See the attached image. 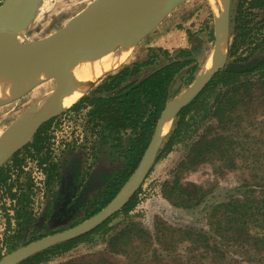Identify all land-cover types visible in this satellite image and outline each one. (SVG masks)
Wrapping results in <instances>:
<instances>
[{
	"label": "trees",
	"instance_id": "1",
	"mask_svg": "<svg viewBox=\"0 0 264 264\" xmlns=\"http://www.w3.org/2000/svg\"><path fill=\"white\" fill-rule=\"evenodd\" d=\"M244 8L243 1L230 8L229 33L232 40L225 67L212 76L198 98L180 110L173 122L172 132L157 156L158 160L164 151L170 149L186 125L190 113L203 108L210 120L206 126L207 133L191 146L185 160L179 165V172L183 167L194 168L207 163L212 157L220 163L221 169H233L235 165L228 158L235 152L234 128L240 130L246 122L238 118L241 114L235 115L233 111H238L241 105L253 111H264V82H242V79L255 76L264 69V19L260 20L261 14H264V9L260 10L264 8V0L250 1L248 9L253 10L252 13H247ZM188 38L191 43L188 49L169 52L145 47L139 50L127 66L100 78L83 99L73 106L70 112L76 115L89 107L84 120L89 147L68 146L53 159L49 150L52 118L39 128L30 143L11 158L15 165L20 164L22 161L18 160V156L28 153L37 161L45 178L43 206L36 217L31 210V181L12 196L16 222L13 250L78 226L102 211L122 190L148 150L166 106L182 90L191 86L201 73L204 40L190 33ZM215 90L214 100L206 107L208 98ZM212 128L219 129L215 136H209ZM86 164L88 167L84 169ZM6 167L7 164L0 169L1 183L7 179ZM84 170L92 173L89 175L86 172L79 177ZM74 171H77L75 176ZM74 186L78 190L81 188V194L76 203L70 205ZM165 187L167 200L176 207L189 208L190 203L197 206L199 203L196 204L195 200L201 202L204 197L202 192L195 189L181 188L177 180L165 184ZM248 190L241 194L246 198L245 201L231 198L227 203L214 206L207 230L169 231L157 219L154 226L155 241L163 246L164 251H170L168 246L187 241L191 244V252L195 251L205 264H264V196L259 201L251 197ZM137 203L136 194L120 213L127 215ZM60 208H63L61 212ZM48 219L52 221L47 225ZM57 220L61 221L58 226L55 225ZM110 220L84 236L35 254L20 264H41L53 252L100 231ZM42 222L44 227L38 228V223ZM138 229L132 231L127 227L111 238L110 251L130 254L134 246L130 253L126 246L139 233ZM140 232L148 238L147 243L153 244L149 232L141 229ZM122 243L124 246H120ZM106 260L103 259L104 262Z\"/></svg>",
	"mask_w": 264,
	"mask_h": 264
},
{
	"label": "rangeland",
	"instance_id": "2",
	"mask_svg": "<svg viewBox=\"0 0 264 264\" xmlns=\"http://www.w3.org/2000/svg\"><path fill=\"white\" fill-rule=\"evenodd\" d=\"M3 1L0 0V6ZM93 1L45 0L38 16L39 19H36L28 31L22 33L24 39L21 43L43 39L59 31ZM239 1L241 0H233V7ZM212 17L214 18V12L209 0H191L183 3L135 46L130 56L134 51L145 47H157L156 44H162L164 38H167L169 33L176 29L179 31L177 34L184 39L187 38V32L193 34L203 32V34L197 35L209 42ZM178 35L175 36L176 39H179ZM213 48L212 46L206 62L209 60ZM60 81H62L61 77L56 76L43 82L23 97L0 107V134L27 108L45 96L48 97L49 93L60 84ZM244 81H247V84L250 82L263 83L264 69L255 76L242 79V82ZM215 92L217 90L213 91V94L208 98L206 107L214 100ZM239 108L233 113L241 114L238 118L241 117L246 122L242 124V129L234 128L235 152L228 158L231 164L235 165L233 169H221L220 163L214 161L215 159L212 157V160L207 163L194 168L183 167L180 172L178 171L180 163L185 160L191 146L207 133L206 126L210 121L207 113H204L203 108L194 110L188 116L186 125L179 137L173 141L170 149L164 151L161 157L152 164L150 172L141 187L138 188L140 193L136 208L128 215L115 214L106 227L69 247L53 252V255L41 264H105L107 262L110 264H205L195 251L191 252V244L187 241L183 244L177 243L173 247L166 244L170 251H164L163 246L155 241V221L161 220L169 228V231L171 229H192L193 232L198 229L207 230V223L210 222L212 214L211 209L214 206L227 203L231 198H240L245 201L246 198L241 194L246 192V189H249L250 193L252 192L249 193L251 197L259 201L263 200L264 111L263 109L253 111L243 105ZM254 116L255 118H252ZM79 127L78 117L62 116L52 122L50 132L53 138L51 143L54 151L52 152L55 155L65 142L72 138H78L76 135H80ZM74 132L75 137L73 136ZM171 132L172 126L164 142ZM218 132L219 129L212 128L209 136H215ZM18 160H21L22 163L15 165L11 159L6 163L7 179L5 183L0 182V261L16 251L11 249L15 230L12 196L26 186L29 178L33 183L32 212L36 214L43 206V176L37 166V161L32 159L28 153L20 154ZM175 180L185 190L195 189V191L202 192L204 195L202 201L195 200V203H199V205L193 206V203H190L189 208H182L174 206L167 200L165 184L174 183ZM127 227L132 231L139 228L137 230L139 233L126 246L129 253L133 246L134 250L130 254L110 251L111 238L123 232ZM140 229L149 232L152 236L150 241L153 244L147 243L148 238L142 236ZM164 240L165 238H163ZM120 246H124V243ZM103 259L107 260L104 262Z\"/></svg>",
	"mask_w": 264,
	"mask_h": 264
},
{
	"label": "water",
	"instance_id": "3",
	"mask_svg": "<svg viewBox=\"0 0 264 264\" xmlns=\"http://www.w3.org/2000/svg\"><path fill=\"white\" fill-rule=\"evenodd\" d=\"M189 1L191 0H94L80 14L52 35L36 41L15 44L13 41L18 38L20 33L29 29L36 21L45 0H4L0 6V59L17 57L36 59L46 54L49 58H54L59 62L60 70L50 76L48 75V68H46L44 75L48 76L44 81H38L34 84H22V87L11 97L0 99V107L23 97L43 82L56 76L61 77L62 81L54 91L49 93L48 97L45 96L42 100L31 105L1 132L0 169L32 140L43 124L76 105L100 80L82 91L79 81L73 74L74 69L83 63L90 44L95 43L101 37L108 36L107 39H110V35L114 34L112 28L117 24L138 23L147 19H157L155 30L175 9ZM221 1L220 14H216L214 11V48L211 56L197 80L164 109L139 167L122 188L123 190L131 182L132 189L124 196L121 204L115 209L110 208L122 190L108 206L95 216L68 231L45 237L17 249L1 260L0 264H20L35 254L75 240L93 231L121 211L138 188L141 187L145 177L150 172L152 164L156 161L159 150L167 136L162 137L163 121L166 122L171 117L172 126L180 110L194 101L212 76L226 65L227 52L232 40L229 33L231 0ZM147 36H143L135 42L134 47ZM113 42L110 40L107 44ZM223 44H225L224 54L222 51ZM208 65L209 69H205ZM15 83L17 81L13 82L11 87ZM179 96L185 98L181 103L174 105ZM71 99L72 102L66 104V101Z\"/></svg>",
	"mask_w": 264,
	"mask_h": 264
},
{
	"label": "bare ground",
	"instance_id": "4",
	"mask_svg": "<svg viewBox=\"0 0 264 264\" xmlns=\"http://www.w3.org/2000/svg\"><path fill=\"white\" fill-rule=\"evenodd\" d=\"M216 14H220L222 1L209 0ZM228 1V0H227ZM39 19V18H38ZM157 19H147L138 23L128 22L125 24H117L112 30L114 34L107 37L99 38L95 43L90 44L85 54L82 64L77 66L73 74L79 81L81 90L84 91L97 82L104 75L120 68L130 56L134 48L135 42L141 37L147 36L157 25ZM28 31V29L26 30ZM23 31L22 33L26 32ZM20 33V35L22 34ZM18 36L13 43L23 42L24 35ZM113 43H108L109 41ZM223 54L225 53V44L222 46ZM49 58L46 54L36 59L27 58H8L0 59V99H7L22 87V84H34L38 81H44L48 75L56 74L59 70V62ZM48 68V75L45 76V69ZM209 69V65L206 67ZM208 72V71H207ZM17 81L13 87L11 84ZM185 97L179 96L174 105L181 103ZM71 100H67L66 104H70ZM171 117L165 122L162 137L166 136L171 127ZM132 189L131 182L122 190L121 194L111 204L110 208L115 209L121 204L124 196Z\"/></svg>",
	"mask_w": 264,
	"mask_h": 264
},
{
	"label": "flooded vegetation",
	"instance_id": "5",
	"mask_svg": "<svg viewBox=\"0 0 264 264\" xmlns=\"http://www.w3.org/2000/svg\"><path fill=\"white\" fill-rule=\"evenodd\" d=\"M244 2V9H245V11L247 12V13H252L253 12V10H249L248 9V5H249V3H250V1H252V0H241V1H239V2ZM233 0H231V3H230V8H231V6L233 7ZM262 9H264V8H261L260 10L261 11H263ZM258 10V9H257ZM257 12V14L258 15H260V13H259V11H256ZM229 13H231V9H230V12ZM264 19V14H261V16H260V20H263ZM210 23H211V26H210V40H208L209 42H207L206 40H204V46H203V48H204V60H203V62L201 63L202 64V66H201V69H200V72H201V70H202V68L205 66V64H206V60H207V58H208V54L210 53V51H211V47L213 46L214 47V43L212 42V39L214 38V36H213V30H214V18L212 17L211 18V21H210ZM177 30V29H176ZM193 34V33H191V32H187V38H185V41H186V45L184 46V47H171V48H166V47H161V46H157V47H155V46H148V47H146V48H154V49H157V48H161V49H163V50H167V51H174V50H176V49H180V48H184V49H188V48H190V46H191V43H190V40H189V38H188V34ZM195 34H203V32H198V33H195ZM146 38V37H145ZM137 52H139V50H137V51H134L132 54H131V56L129 57V59L127 60V62L126 63H124L118 70H120L121 68H123L124 66H127L129 63H130V61L132 60V58L135 56V54L137 53ZM118 70H116V71H114V72H111V73H115V72H117ZM199 72V73H200ZM111 73H108V74H111ZM107 75V74H106ZM105 76V75H104ZM185 90V89H184ZM184 90H182L181 91V93L184 91ZM198 98V97H197ZM82 100V99H81ZM80 100V101H81ZM79 101V102H80ZM78 102V103H79ZM193 102V101H192ZM77 103V104H78ZM76 104V105H77ZM73 108V107H72ZM72 108H70L69 110H67L66 112H64L63 114H61V115H59V116H57V117H55V118H53L52 120H53V122L55 121V120H57L59 117H62V116H67V117H75V118H77L78 117V119H79V125H80V132H79V136L78 135H76L78 138H72V139H70V140H68L67 142H65V144H63L62 145V147L59 149V150H57V152H56V155L52 152V151H54L53 149H52V143H51V140L53 139L52 137H51V132H49V135H50V137H51V139H50V144H49V150H50V152H51V157L53 158V159H56L58 156H60V154L63 152V151H65L66 150V148H68V146L69 147H78V146H84V147H89V142H86V140H87V136H88V134L86 133V128H85V125H84V120H85V114H86V112L89 110V107H87V108H85L84 110H82V111H80V113H78L77 115L76 114H74V113H72V112H70V110L72 109ZM70 115H72V116H70ZM50 131H51V127H50ZM75 135V132H74V134H73V136ZM75 137V136H74ZM88 141H89V139H88ZM90 146H91V144H90ZM161 149V148H160ZM160 151V150H159ZM53 153V154H52ZM159 154V153H158ZM156 160H157V158H156ZM37 163V162H36ZM90 162H88V164H89ZM5 166V165H4ZM37 166H38V164H37ZM39 167V166H38ZM88 167V165L86 164L85 166H84V169H86ZM40 168V167H39ZM40 170H41V168H40ZM87 172V174H91L92 172H89L88 170H84V171H82L80 174H79V177L81 176V174H84V173H86ZM89 174V175H90ZM41 175L43 176V179H42V189L44 188V175H43V172H42V170H41ZM75 175H77V171H74V173H73V176H75ZM29 181H31L30 180V178H29ZM31 183H32V181H31ZM32 185H33V183H32ZM80 187H79V190L77 189V187H73V191H72V200L70 201V205H71V203L72 202H75L76 203V200L79 198V196H80V194H81V192H80ZM141 189V188H140ZM139 193H140V190L138 189L136 192H135V194L134 195H136L137 194V199H138V196H139ZM133 195V196H134ZM139 201V200H138ZM138 204V203H137ZM65 206V204L64 205H62V207H64ZM136 208V207H135ZM134 208V209H135ZM133 209V210H134ZM63 210V208H60L59 209V212H61ZM132 210V211H133ZM121 212V211H120ZM120 212H118L116 215H118V214H123V213H120ZM131 212V211H130ZM130 212L128 213V214H130ZM33 213V212H32ZM34 215H35V217L38 215V212L35 214V213H33ZM127 214V215H128ZM63 215V214H62ZM64 216V215H63ZM111 219V218H110ZM52 220L51 219H48L47 221H46V223L45 224H47L48 225V223H50ZM14 222H15V220H14ZM61 224V221H59V220H57L56 221V223H55V225L56 226H58V225H60ZM42 225H44V222H42V223H38V228H41V226ZM46 225V226H47ZM44 226H42V228H43ZM15 232H16V222H15V230H14V232H13V236H12V242H11V249H12V246H13V237L15 236ZM48 237V236H47ZM40 239H43V238H40ZM40 239H38V240H40ZM38 240H35V241H38ZM34 241V242H35ZM31 243H33V242H31ZM31 243H29V244H31ZM28 244V245H29ZM27 246V245H26Z\"/></svg>",
	"mask_w": 264,
	"mask_h": 264
},
{
	"label": "crops",
	"instance_id": "6",
	"mask_svg": "<svg viewBox=\"0 0 264 264\" xmlns=\"http://www.w3.org/2000/svg\"><path fill=\"white\" fill-rule=\"evenodd\" d=\"M178 30H173L169 33L167 38H164V42L162 44H156L157 46L171 48V47H184L186 45V41L184 43V38H181V35H178ZM179 36V39H176L175 36Z\"/></svg>",
	"mask_w": 264,
	"mask_h": 264
}]
</instances>
